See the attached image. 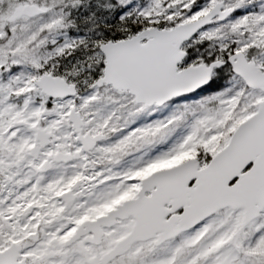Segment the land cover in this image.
Returning a JSON list of instances; mask_svg holds the SVG:
<instances>
[{"label":"snow or ice","instance_id":"6c2138e0","mask_svg":"<svg viewBox=\"0 0 264 264\" xmlns=\"http://www.w3.org/2000/svg\"><path fill=\"white\" fill-rule=\"evenodd\" d=\"M90 5L0 0V264H264V0Z\"/></svg>","mask_w":264,"mask_h":264},{"label":"trees","instance_id":"16d2710c","mask_svg":"<svg viewBox=\"0 0 264 264\" xmlns=\"http://www.w3.org/2000/svg\"><path fill=\"white\" fill-rule=\"evenodd\" d=\"M94 3H95V0H92V5H90V7H92L93 5H94ZM82 12H83V15L84 16H87V12H84L83 10H82ZM102 14L101 13H97V16L98 17H100ZM103 15H106V14H103ZM97 23H99V19L96 21ZM105 22H107V21H105ZM83 27L84 28H87L88 27V25L87 24H85V25H83ZM83 34V32H81V35Z\"/></svg>","mask_w":264,"mask_h":264}]
</instances>
